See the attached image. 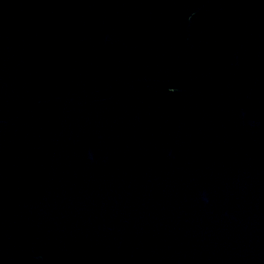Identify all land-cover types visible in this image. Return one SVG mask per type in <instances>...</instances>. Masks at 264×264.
<instances>
[{"label": "water", "instance_id": "95a60500", "mask_svg": "<svg viewBox=\"0 0 264 264\" xmlns=\"http://www.w3.org/2000/svg\"><path fill=\"white\" fill-rule=\"evenodd\" d=\"M0 264H264V0H0Z\"/></svg>", "mask_w": 264, "mask_h": 264}]
</instances>
